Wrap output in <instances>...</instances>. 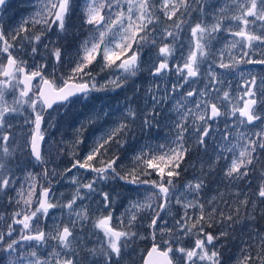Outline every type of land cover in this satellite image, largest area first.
I'll use <instances>...</instances> for the list:
<instances>
[{"label":"snow or ice","instance_id":"obj_1","mask_svg":"<svg viewBox=\"0 0 264 264\" xmlns=\"http://www.w3.org/2000/svg\"><path fill=\"white\" fill-rule=\"evenodd\" d=\"M8 6L0 264H264V0H29L10 28Z\"/></svg>","mask_w":264,"mask_h":264},{"label":"rangeland","instance_id":"obj_2","mask_svg":"<svg viewBox=\"0 0 264 264\" xmlns=\"http://www.w3.org/2000/svg\"><path fill=\"white\" fill-rule=\"evenodd\" d=\"M30 12H31V7L29 6V0H12L7 10L2 13L3 23L5 24L6 27H9V28L14 27L19 22L22 16H27ZM249 67L252 68V70L257 73L264 71V69H261L259 67H252V66H249ZM105 76H107V73L100 74L97 77L98 81L103 82ZM235 79L237 78L233 77L234 82H235ZM137 83L143 84V78L142 77L139 78L137 80ZM117 93H119V95ZM125 95L130 96L131 92L130 91L125 92L124 90L117 89L116 91L92 93L89 98L90 102L84 101L81 104H78L71 109V112L68 113L65 116L64 120L60 123L59 130L57 129L50 130L51 133L53 134L52 138L56 140L57 142L61 140L71 141L73 139L75 127H79L80 123H83L86 121L87 117L91 114L89 110L93 107V105H95V108L97 110L101 107H104L106 110H111V108H120L125 103ZM85 104H87V107L84 106ZM108 106H111V108H109ZM66 111H67L66 109H62L61 115H64ZM167 131H168L167 129H163L161 131V136L167 133ZM90 132H91V127H89V130L85 132V136L87 137ZM77 151L83 154V145H81L80 149H77ZM18 158L21 160V163L24 162V157L22 155H19ZM70 159H71V156L68 154V151L66 149L65 155L61 156L59 160L57 161V163L60 165L61 171L63 170L65 166H67ZM193 162H195V160H193ZM51 166L52 165H49V167ZM35 171L37 172L40 171V167L38 165L36 166ZM190 178H191V169L189 170V173L183 175L180 178V182L182 183L184 180L190 179ZM53 184H54V190H55L56 196L58 198L61 196V194H63V197L66 198L73 191V186L70 185L66 179H60L59 182H57L54 179ZM91 206L93 208L95 207V205H91ZM142 247L143 246L141 245V249ZM231 251L234 252L235 248L231 249ZM131 259L135 260L136 264H139L140 257L139 255H137V253L135 252L132 253Z\"/></svg>","mask_w":264,"mask_h":264},{"label":"flooded vegetation","instance_id":"obj_3","mask_svg":"<svg viewBox=\"0 0 264 264\" xmlns=\"http://www.w3.org/2000/svg\"><path fill=\"white\" fill-rule=\"evenodd\" d=\"M12 1V0H11ZM11 1L9 2V4L11 3Z\"/></svg>","mask_w":264,"mask_h":264},{"label":"water","instance_id":"obj_4","mask_svg":"<svg viewBox=\"0 0 264 264\" xmlns=\"http://www.w3.org/2000/svg\"><path fill=\"white\" fill-rule=\"evenodd\" d=\"M10 1V0H9Z\"/></svg>","mask_w":264,"mask_h":264}]
</instances>
